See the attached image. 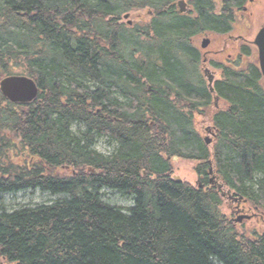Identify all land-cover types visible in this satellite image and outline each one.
Masks as SVG:
<instances>
[{"label":"trees","instance_id":"16d2710c","mask_svg":"<svg viewBox=\"0 0 264 264\" xmlns=\"http://www.w3.org/2000/svg\"><path fill=\"white\" fill-rule=\"evenodd\" d=\"M173 1L0 0V81L21 68L39 90L29 104L0 93V197H49L0 205V264H264V233L238 232L213 186L264 213V81L253 63L220 67L211 96L179 40L224 33L247 0H219V17L196 1L197 20L163 12ZM143 9L148 22H121ZM213 98L226 110L210 147L193 123ZM174 158L196 163L200 186L172 178Z\"/></svg>","mask_w":264,"mask_h":264},{"label":"rangeland","instance_id":"374dc122","mask_svg":"<svg viewBox=\"0 0 264 264\" xmlns=\"http://www.w3.org/2000/svg\"><path fill=\"white\" fill-rule=\"evenodd\" d=\"M216 2V5L219 6V0H216ZM244 6L245 12L236 13L237 21L234 24V29L232 32H230V34L222 36L202 34L192 39V45L198 48L202 54L205 51L209 53L207 57L208 62L204 64L205 66L203 65L204 72H213L215 76L219 78L220 72L215 70L211 63V60L214 58L212 51L217 52V57H215L213 60L215 63L225 62L227 56H231L234 59L237 55V52H239V48L243 46H249L248 44H250V42L253 40L257 30L262 25H264V0H248ZM125 14H128L129 16L127 19H124ZM125 14L121 16V22L126 26H129L128 23H130L132 26H138L142 23L148 22L151 18V13L148 9L132 11ZM204 38H209L211 44L208 45L207 49L202 51L200 47ZM234 48L235 51L232 52L231 50H234ZM249 61L257 62V51L254 47ZM199 67L200 63L196 67L198 73ZM12 74H18L19 76H22L24 75L23 69H14ZM215 101L217 103V108H215L213 105ZM211 104L212 105L206 110V112L205 110L203 111L204 114L202 116L198 114L195 116L193 123L194 130L204 142L208 140L209 143L206 146L210 147L212 140L214 139L213 135L215 134L212 124V116L215 111L226 110V105L222 101L216 99L214 100L213 98V100H211ZM95 150L106 154L109 153L112 148L108 147L106 142L101 139L97 141ZM171 164L173 167V179L176 177L179 178L181 182L189 184L193 188L198 187V183L200 181L195 173L196 163L173 159L171 160ZM213 186L216 187V190H218L221 194L223 204L220 208V211L224 216H226V218L234 222L239 216L250 215L248 216L249 219H243L239 224H235L234 222V224L237 226L238 232H243L246 235H249L252 231L264 233V213L262 211H259L258 209L254 210V207H252L249 203H246L245 205H238L239 197L235 196L232 192H229L225 187L223 189L219 182ZM222 192H224L223 194L225 195H222ZM47 201H49V197L39 192H26L15 195H4L0 197V205L4 206L6 210L16 209L17 207L23 205H37ZM104 202L124 210L130 208L133 205L132 197L121 196L111 191H107V194L104 196ZM238 208L246 212H238L237 214L236 211Z\"/></svg>","mask_w":264,"mask_h":264},{"label":"flooded vegetation","instance_id":"af4514ba","mask_svg":"<svg viewBox=\"0 0 264 264\" xmlns=\"http://www.w3.org/2000/svg\"><path fill=\"white\" fill-rule=\"evenodd\" d=\"M196 1L199 2L200 0H174L172 3H170L169 5L165 6L163 12L166 13L167 8L174 7V12H175V14L178 17H180L182 19L197 20L199 15H198V13H197V11L195 9ZM201 1H204V2L211 1L216 7V9L215 8L212 9L213 13L214 14L216 13L218 15V17L220 16V12H221L220 3H219V6H217L216 5V3H217L216 0H201ZM198 6H200L199 3H198ZM186 7H188V8H186ZM230 10L228 11V13H226V15L224 17V23H225V27H224L225 32L224 33L216 32L213 29H208L207 27H201L197 31L192 32V33L191 32H185L184 34L187 35V36H185V37H187L186 39L184 37L179 38V40H183V39L186 40L187 44H188L187 48H189L192 52L197 54V56L199 57V59H200L199 60L200 67H199V73L198 72L197 73L203 79L204 87H206V89L208 90V92L210 93L211 96H212V92H213V88H214L215 82L217 80H219L220 77L219 78L216 77L213 72H208V73L204 72L203 65L206 64V62H208V58L207 57H208L209 53H207L205 51L202 54L201 51L198 48H196L195 46H193L191 42H192L193 38H195L196 36L202 35V34H205V35H220V36L230 34V32H232V30L234 29V24L237 21L236 13L245 12V6H242L240 9H231L230 8ZM128 25L132 26L130 23H128ZM262 29H264V25H262L257 30L253 40L250 42V44H248L249 46H243V47L239 48V52H237V55L235 56L234 59L231 56L230 57L227 56L225 62H223V63H221V62L215 63V62H213V60H214L215 57H217V52L212 51V54H213L214 58H213V60H211V63L213 65V67L215 68V70L219 71L220 75H221L220 67L230 68V70L234 71L235 69H238L237 67H241L243 69V68H245L246 65H248L250 63L256 64L258 69H259L258 50H257L256 46L254 45V40H255L257 34ZM200 30H202V31H200ZM162 31H164V30H162ZM190 34H193V36L189 37ZM209 44H211L209 38H204L202 40V42H201V47H200L202 49V51L207 49ZM253 47L257 51V62H254V61L250 62L249 61V58L251 56ZM231 51L232 52L235 51V48H234V50H231ZM232 52H230V53H232ZM230 55H232V54H230ZM259 71H260V69H259ZM200 72H201V74H200ZM133 74L135 75V72H133ZM148 89H149V87H148ZM216 100H218V99H216ZM215 108H217V105H215ZM246 203H247V201H245V200H240V199L238 200V205H240V204H244L245 205ZM254 210H256V209L254 208ZM236 212L238 214V212L239 213H243V212H246V211L238 208ZM245 216H250V215H245Z\"/></svg>","mask_w":264,"mask_h":264},{"label":"water","instance_id":"95a60500","mask_svg":"<svg viewBox=\"0 0 264 264\" xmlns=\"http://www.w3.org/2000/svg\"><path fill=\"white\" fill-rule=\"evenodd\" d=\"M128 14L124 15L127 19ZM254 45L258 50V63L261 76L264 80V29L257 34ZM38 87L36 83L26 76H9L0 81V93L10 103L13 104H29L33 102L38 95ZM208 140L205 141L207 145ZM176 159V158H174ZM211 173V171H210ZM176 182H180L179 178H174ZM212 178L210 182H212ZM243 219H249L248 216H239L235 222L241 223Z\"/></svg>","mask_w":264,"mask_h":264},{"label":"bare ground","instance_id":"6f19581e","mask_svg":"<svg viewBox=\"0 0 264 264\" xmlns=\"http://www.w3.org/2000/svg\"><path fill=\"white\" fill-rule=\"evenodd\" d=\"M18 75V74H17ZM16 76V75H15ZM19 76V75H18ZM38 97V96H37ZM144 174V173H143Z\"/></svg>","mask_w":264,"mask_h":264}]
</instances>
